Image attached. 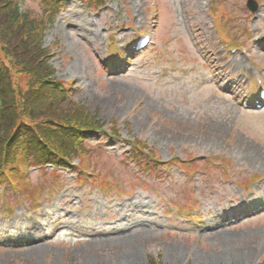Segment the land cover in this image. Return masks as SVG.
Instances as JSON below:
<instances>
[{"label": "rangeland", "instance_id": "obj_1", "mask_svg": "<svg viewBox=\"0 0 264 264\" xmlns=\"http://www.w3.org/2000/svg\"><path fill=\"white\" fill-rule=\"evenodd\" d=\"M156 1L155 5L153 0H110L107 7L96 9V6L89 7L79 0H64L62 12L45 36V45L58 40L51 45L57 77L73 82L72 97L95 111L101 120L118 121L127 116L128 126L120 127V133L127 138L147 134L160 161L170 157L168 150L171 148L182 154L191 150L223 153L230 159L231 168H243L244 173L240 175L243 181L252 175L263 174L264 154L261 158L257 154H261L264 147V113L258 117L246 115L233 106L211 99L206 107L217 110V116L222 114L220 120H213L212 115L199 116L198 113L206 108L199 104L209 100L207 93L197 91L193 86L189 90L190 96L186 97V90L174 80L177 72L162 78L155 74V70L161 65L168 66L170 59L176 56L183 58L186 65L193 66L198 54L194 51L199 45L208 51L209 59L216 62L215 65L223 66L222 73H246L251 66L248 59L225 57V45L220 43V30L209 15L208 0ZM259 1L261 8L255 19L247 17L243 8L245 0H227L226 5L254 34L264 35V0ZM25 3L38 8L36 0H25ZM156 11L160 14L157 19ZM154 22L153 47L158 49V54L164 55L161 64L153 63V59L146 62L145 58L149 56L144 59L138 56L131 58L133 64L125 74L112 71L117 67L115 65L105 66V60L111 59V52L125 50L131 39L132 26L154 25ZM112 32L114 42L109 37ZM239 38L244 37L240 34ZM185 45L190 49L193 46L194 54L178 51ZM259 48L263 52L258 55L261 63L255 65L264 66V49L260 45ZM212 50L218 54L215 56ZM253 56L249 58L251 61L256 59ZM214 63H210L212 74L216 72ZM236 65H240L239 69ZM253 68L252 75H255L256 67ZM106 98H109L108 102ZM140 100L145 102L139 106ZM189 112L196 114L188 115ZM155 117L159 118V124L149 126ZM256 136L259 139H255ZM87 138L93 142L98 136ZM118 147L119 140L104 141L107 151L116 153ZM62 176L66 184L42 205L45 209L42 217L20 220L19 209L12 217L0 215V264H145L147 258L156 253L169 264H183L186 258L193 264H256L264 261V217L234 227L223 224L213 232L179 221L177 212L172 211L176 207L163 208L165 198L173 202L184 201L182 195L171 193L167 186L169 181L150 180L156 193L152 188L145 193L135 190L133 200L124 197L115 200L95 187L89 191L87 183L75 180L74 173ZM198 178L207 184L195 179L188 185L199 197L193 203L195 207L184 205L190 212L206 215L209 211L203 206H208L210 212H218L242 190L241 184H234L229 179L214 176L209 180L206 174ZM199 201L201 203L197 205ZM212 215L216 214L211 213L209 217ZM224 217L219 214L216 219ZM67 222L123 231L120 234L111 232L108 236H86L75 241L67 234ZM53 227L59 229L58 235L52 240L46 239V232Z\"/></svg>", "mask_w": 264, "mask_h": 264}, {"label": "trees", "instance_id": "obj_2", "mask_svg": "<svg viewBox=\"0 0 264 264\" xmlns=\"http://www.w3.org/2000/svg\"><path fill=\"white\" fill-rule=\"evenodd\" d=\"M34 24L35 22L30 20L26 13L19 12L18 7L13 5L11 0H0V34L12 48L18 51L20 68L29 80L31 82H43L44 73L49 67L46 63L40 62V57L42 56V50L38 43L40 31ZM8 87L5 71L0 66V98L4 101L5 95L10 91ZM1 110L8 112L10 108L3 106ZM75 112L78 114L79 110H75ZM80 113L82 117V108ZM26 115L30 121H33L39 115L48 116L49 111L45 105L39 103L36 107L26 110ZM70 119H72L71 113H67L63 118L55 119V123L58 125L56 129L60 130V128L65 126L73 128V124L68 122ZM60 147L64 151V145Z\"/></svg>", "mask_w": 264, "mask_h": 264}, {"label": "bare ground", "instance_id": "obj_3", "mask_svg": "<svg viewBox=\"0 0 264 264\" xmlns=\"http://www.w3.org/2000/svg\"><path fill=\"white\" fill-rule=\"evenodd\" d=\"M107 102L109 101V98H106ZM142 120H140L139 122H141Z\"/></svg>", "mask_w": 264, "mask_h": 264}]
</instances>
